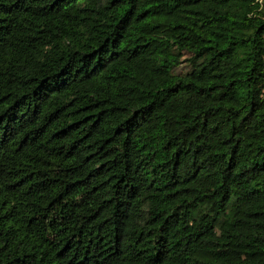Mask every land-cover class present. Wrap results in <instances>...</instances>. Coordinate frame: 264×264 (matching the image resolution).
Listing matches in <instances>:
<instances>
[{
	"label": "trees",
	"instance_id": "obj_1",
	"mask_svg": "<svg viewBox=\"0 0 264 264\" xmlns=\"http://www.w3.org/2000/svg\"><path fill=\"white\" fill-rule=\"evenodd\" d=\"M0 264H264V0H0Z\"/></svg>",
	"mask_w": 264,
	"mask_h": 264
}]
</instances>
